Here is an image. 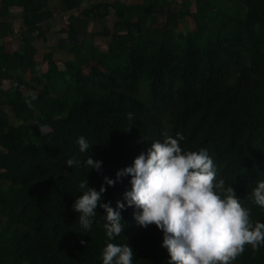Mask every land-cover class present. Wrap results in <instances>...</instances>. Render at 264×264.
<instances>
[{
  "label": "trees",
  "instance_id": "1",
  "mask_svg": "<svg viewBox=\"0 0 264 264\" xmlns=\"http://www.w3.org/2000/svg\"><path fill=\"white\" fill-rule=\"evenodd\" d=\"M92 1L0 0V264H101L104 212L98 206L90 232H79L71 208L79 181L98 190L104 176L115 179L150 142L176 132L183 147L208 149L252 220L264 222L246 198L264 179V0ZM63 14L65 67L44 72L45 60L55 63L50 53L36 57L45 23ZM156 16L165 17L162 31L147 24ZM13 35L21 48L8 51ZM81 135L91 145L83 154ZM86 155L101 171L64 164ZM128 181L105 185L104 202L115 207ZM133 211L122 210L126 225L112 242L133 248V264H167L162 232L140 227ZM233 264H264V247L246 246Z\"/></svg>",
  "mask_w": 264,
  "mask_h": 264
},
{
  "label": "clouds",
  "instance_id": "2",
  "mask_svg": "<svg viewBox=\"0 0 264 264\" xmlns=\"http://www.w3.org/2000/svg\"><path fill=\"white\" fill-rule=\"evenodd\" d=\"M132 117L127 113L129 121ZM37 127L40 135L46 134L47 125ZM184 139L176 132L153 140L130 165L117 170L115 179L104 176L98 190L88 185L87 178L79 181L80 194L71 205L78 214L79 232H90L98 206L104 212L101 226L107 242L100 253L101 264H133V248L112 242L125 228L122 210L126 207L134 208L133 219L140 227L154 224L162 232L167 264H233L246 246L253 251L264 247V222L252 220L244 199L219 176L208 149L190 150L182 146ZM75 143L81 154L91 147L83 135ZM64 164L97 172L102 168V161L89 155L69 157ZM125 176L130 188L122 200H116L115 207L111 201L104 202L105 185L113 186ZM246 198L264 210V179L256 182Z\"/></svg>",
  "mask_w": 264,
  "mask_h": 264
},
{
  "label": "rangeland",
  "instance_id": "3",
  "mask_svg": "<svg viewBox=\"0 0 264 264\" xmlns=\"http://www.w3.org/2000/svg\"><path fill=\"white\" fill-rule=\"evenodd\" d=\"M131 0H127V2H130ZM181 1V0H178ZM92 0H88V2H86V5H91L92 4ZM190 8H192V10H195V4L192 2ZM20 9L17 8H13L11 10L12 14H20ZM114 16H113V10H111V17H110V21L113 22ZM165 21V17L164 16H156L155 20L152 21H148V25H151L153 27H156L159 31L163 30V23ZM70 22V17L69 14H63V16L61 17H55L54 19L48 21L45 23L46 27L49 29V32L47 34L48 36V41L44 44V46H42V43L37 51L36 57L37 59H39L41 62L43 61L42 58V54L43 53H50L53 55V59L55 61V63H50L47 60H45L42 63L43 66V70L44 72L49 71L52 67H56L59 69H64L65 65V60L68 57V54L66 55V51L61 50L57 45L59 42V39L62 37L64 38L66 36V32H63L66 30V25L67 23ZM191 24V22H189ZM21 19L18 17L15 21H14V28L16 30L17 33H19L20 31V27H21ZM178 29L181 31H184V26L182 24V22H179L178 25ZM60 31V32H58ZM62 31V32H61ZM125 32V30H124ZM42 40V39H40ZM40 40H38V42L36 44L39 45ZM96 42L98 45H100L101 47H103V45L105 44V40L103 37H96ZM5 43H6V48L8 51H14V50H19L21 48V43L19 40V36L18 35H13L10 37H7L5 39ZM4 88L9 87L10 85V81H3Z\"/></svg>",
  "mask_w": 264,
  "mask_h": 264
}]
</instances>
